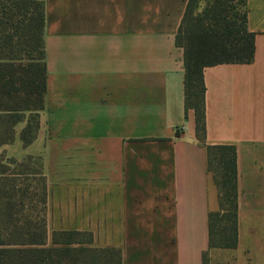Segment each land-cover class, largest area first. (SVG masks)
<instances>
[{
    "label": "crops",
    "instance_id": "obj_1",
    "mask_svg": "<svg viewBox=\"0 0 264 264\" xmlns=\"http://www.w3.org/2000/svg\"><path fill=\"white\" fill-rule=\"evenodd\" d=\"M46 92L35 139L16 127L0 154L39 157L46 230L91 235L122 264H264V0H246L250 64L203 70L205 144L233 145L238 242L208 250L218 209L206 150L185 111L181 48L188 0H39ZM223 251H228L226 254Z\"/></svg>",
    "mask_w": 264,
    "mask_h": 264
},
{
    "label": "trees",
    "instance_id": "obj_2",
    "mask_svg": "<svg viewBox=\"0 0 264 264\" xmlns=\"http://www.w3.org/2000/svg\"><path fill=\"white\" fill-rule=\"evenodd\" d=\"M246 0H188L175 46L183 51L184 109L192 110L195 137L204 146L218 209L208 213V250L238 242L237 158L233 145L205 144V67L250 64L254 34L247 30ZM44 6L39 0H0V148L35 139L44 108ZM46 179L39 157L0 154V264H122L119 249L90 246L91 235L53 232L47 242ZM203 264H208L207 253Z\"/></svg>",
    "mask_w": 264,
    "mask_h": 264
},
{
    "label": "rangeland",
    "instance_id": "obj_3",
    "mask_svg": "<svg viewBox=\"0 0 264 264\" xmlns=\"http://www.w3.org/2000/svg\"><path fill=\"white\" fill-rule=\"evenodd\" d=\"M23 123V122H22ZM20 124V123H19ZM18 124V125H19ZM18 125L16 127H18ZM15 131H16V128H15ZM228 251H223L224 254H226ZM208 264H214L213 262L210 263V261H208Z\"/></svg>",
    "mask_w": 264,
    "mask_h": 264
}]
</instances>
